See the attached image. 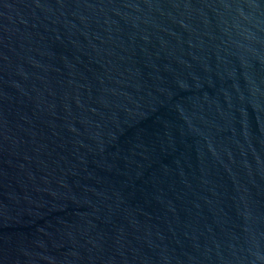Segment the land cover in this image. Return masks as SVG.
Segmentation results:
<instances>
[{"label":"water","instance_id":"95a60500","mask_svg":"<svg viewBox=\"0 0 264 264\" xmlns=\"http://www.w3.org/2000/svg\"><path fill=\"white\" fill-rule=\"evenodd\" d=\"M0 264H264V0H0Z\"/></svg>","mask_w":264,"mask_h":264}]
</instances>
